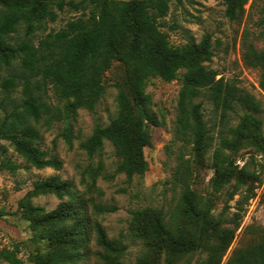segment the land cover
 Segmentation results:
<instances>
[{"label": "trees", "instance_id": "trees-1", "mask_svg": "<svg viewBox=\"0 0 264 264\" xmlns=\"http://www.w3.org/2000/svg\"><path fill=\"white\" fill-rule=\"evenodd\" d=\"M170 2L180 5L182 0H0V170L14 173L20 168L7 155L9 148L35 169L58 170L59 161L38 147V124L61 123L59 135L70 145L77 112L94 111L105 93L106 72L115 65L121 71L114 82L116 113L106 125H95L79 148L93 157L108 142L116 157L113 174L128 180L142 177L148 169L143 154L148 126L157 125L147 83L151 78L178 80L173 141L188 144L196 164L209 153L210 188L231 190L215 216L213 200L190 188V160L178 156L173 184L181 191L169 217L160 208L130 212L129 235L141 243L131 264H177L194 253L205 254L198 264H264V228L248 227L243 234L249 231V236L223 262L264 174L263 104L236 81L217 78L207 67L213 55L208 35L198 43L169 41L161 27ZM247 2L224 0L225 17L240 22ZM62 12L75 16L58 30L47 31ZM257 24L264 37V7ZM241 61L259 71L258 87L264 92V48L245 45ZM199 98L211 105V127ZM243 150L249 156L240 167L236 162L244 160L238 156ZM250 161L258 168L250 170ZM102 173L100 163L87 166L81 173L82 190L57 175L33 182L17 205L31 240L43 245L28 256L30 263L125 264L122 237L109 238L99 221L116 210L97 201L102 191L96 179ZM235 195V211L225 218L227 202ZM41 196H53L59 203L46 211L32 204ZM19 252L18 244L1 249L0 264H25Z\"/></svg>", "mask_w": 264, "mask_h": 264}, {"label": "rangeland", "instance_id": "rangeland-1", "mask_svg": "<svg viewBox=\"0 0 264 264\" xmlns=\"http://www.w3.org/2000/svg\"><path fill=\"white\" fill-rule=\"evenodd\" d=\"M262 7H264V0H248L242 20L232 22L224 15V0H182L180 5L170 2L161 30L168 34L169 41L173 45L184 44L188 41L198 43L204 35H208L213 55L206 63L207 67L218 73L217 78L236 81L241 88L260 100L264 108V92L258 87L259 71L244 66L241 61L245 45L251 44L257 51L264 48V37L257 24ZM73 16L75 14L69 12L60 13L55 22L48 24L47 31L58 30L66 20ZM120 74V69L115 65L107 71L105 93L94 111L79 110L77 112L73 121L70 145L59 135L61 123L53 122L45 125L42 120L38 124L40 131L38 147L47 156L59 161L58 170L35 169L9 148L7 155L19 164L20 168L14 173L0 170V212L2 213L0 216V250L11 249L13 245L18 244L20 248L18 257L25 264H32L28 256L36 249H42L43 245L31 240L32 233L28 223L20 217L17 211L18 201L32 188L33 182L53 175L59 176L62 180L82 190L81 173L87 166H95L97 163L103 166L102 175L96 179V186L102 191V196L98 197L97 201L116 207L114 212L99 217V221L109 238L122 237L127 247L124 255L125 264L133 263L141 251V243L129 235L130 212L146 207L160 208L168 218V211L172 210L177 202L181 186L178 183L173 184V171L179 162L178 156L183 154L184 160H190L192 169L190 188L197 195L209 196L214 202L212 213L219 216L231 188L214 192L209 186V179L213 174L208 161L209 153L201 164H196L191 161L190 146L173 141L176 100L180 88L178 80L164 82L151 78L147 83L146 93L150 96L151 110L157 125L148 126L149 139L143 148L148 169L142 177L134 176L128 180L123 174H113L116 157L108 142L104 143L102 150L93 157H88L79 148L80 142L91 133L95 125L104 126L114 117L117 96L114 82L120 79ZM19 91L20 88H17L12 96L17 98ZM198 101L202 104L207 127H211L215 122L211 105L202 98ZM214 136L216 137V133ZM246 152L248 151L243 150L238 153V156H244L243 161L238 159L236 162L240 167L249 156ZM248 168L255 170L258 167L254 161H250ZM255 186V195L245 206L246 212L223 262L240 240L249 236V231L264 228V174L261 182ZM237 199L238 196L235 195L227 202L229 208L223 213L225 218H229L235 211L233 206ZM58 203L59 200L53 196H41L32 200L33 205L43 207L46 211L52 210ZM246 227L249 231L243 234ZM204 257V253H194L177 264H198Z\"/></svg>", "mask_w": 264, "mask_h": 264}]
</instances>
